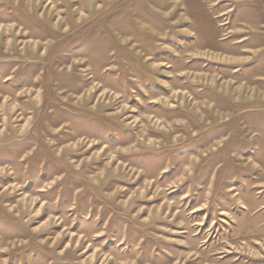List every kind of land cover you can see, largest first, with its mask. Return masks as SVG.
<instances>
[{"label":"rangeland","instance_id":"1","mask_svg":"<svg viewBox=\"0 0 264 264\" xmlns=\"http://www.w3.org/2000/svg\"><path fill=\"white\" fill-rule=\"evenodd\" d=\"M0 264H264V0H0Z\"/></svg>","mask_w":264,"mask_h":264}]
</instances>
